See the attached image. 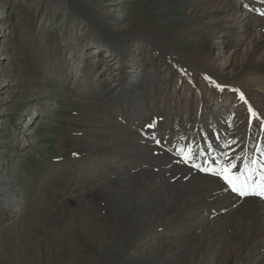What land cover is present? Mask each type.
<instances>
[{
    "label": "rangeland",
    "instance_id": "1",
    "mask_svg": "<svg viewBox=\"0 0 264 264\" xmlns=\"http://www.w3.org/2000/svg\"><path fill=\"white\" fill-rule=\"evenodd\" d=\"M0 16V264H264V0Z\"/></svg>",
    "mask_w": 264,
    "mask_h": 264
},
{
    "label": "bare ground",
    "instance_id": "2",
    "mask_svg": "<svg viewBox=\"0 0 264 264\" xmlns=\"http://www.w3.org/2000/svg\"><path fill=\"white\" fill-rule=\"evenodd\" d=\"M0 18H1V16H0ZM108 43H106V44H104V45H107ZM103 45V46H104ZM103 46H98V48L100 49V48H102ZM207 47L208 48H206L205 50H203V52H201V51H199V52H201L202 54H199L198 52H196L195 53V57L194 58H197V59H200L203 63H204V65L206 66V67H208V68H213V62H214V60H212V58H211V52H212V50H213V46L212 45H207ZM194 51L195 50H197V49H193ZM6 58H3L2 60H5ZM1 60V59H0ZM217 61L218 62H221L222 61V59L220 60V58L218 59L217 58ZM221 63H223V62H221ZM2 65L3 64H0V69L2 70V72H4V67H2ZM255 73V72H254ZM3 74V73H2ZM256 74V73H255ZM257 77H259V75H257V76H255V77H253L254 79L255 78H257ZM258 79V78H257ZM254 95V94H253ZM218 104V103H217ZM259 107L260 108H262V107H264V105L263 104H261V105H259ZM5 178V175H4V173L2 172V171H0V179H4ZM5 180V179H4ZM5 182L4 183H2L1 185H0V194L2 195V191L4 192V194L6 195V193H7V191H8V189H7V191H5ZM10 193V192H9ZM16 195V194H15ZM13 196H14V192H13Z\"/></svg>",
    "mask_w": 264,
    "mask_h": 264
},
{
    "label": "snow or ice",
    "instance_id": "3",
    "mask_svg": "<svg viewBox=\"0 0 264 264\" xmlns=\"http://www.w3.org/2000/svg\"><path fill=\"white\" fill-rule=\"evenodd\" d=\"M253 163H255V161H253ZM227 169L225 170V172L227 173ZM224 179L229 183V184H232L233 183V177H230L229 175H225L224 176ZM233 191H238L240 195H246L248 193H246L243 189H238L236 188V186L233 184ZM254 194H257V195H261V196H264V190H261V191H258V192H255Z\"/></svg>",
    "mask_w": 264,
    "mask_h": 264
}]
</instances>
